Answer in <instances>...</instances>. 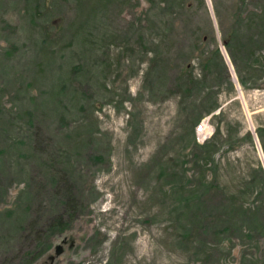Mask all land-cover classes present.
I'll list each match as a JSON object with an SVG mask.
<instances>
[{
    "label": "rangeland",
    "instance_id": "374dc122",
    "mask_svg": "<svg viewBox=\"0 0 264 264\" xmlns=\"http://www.w3.org/2000/svg\"><path fill=\"white\" fill-rule=\"evenodd\" d=\"M258 130L264 0H0V264H264Z\"/></svg>",
    "mask_w": 264,
    "mask_h": 264
},
{
    "label": "trees",
    "instance_id": "16d2710c",
    "mask_svg": "<svg viewBox=\"0 0 264 264\" xmlns=\"http://www.w3.org/2000/svg\"><path fill=\"white\" fill-rule=\"evenodd\" d=\"M241 85H244L242 82H240ZM264 131H260L258 130L257 131V136H258V140H259V143H260V147L263 151V154H264V139L262 138L263 136L261 135V133H263ZM261 181H262V184L264 185V178L263 176H261ZM50 227H57V229L61 230L63 228V220L61 219V217H57L56 219H54L50 225Z\"/></svg>",
    "mask_w": 264,
    "mask_h": 264
},
{
    "label": "built area",
    "instance_id": "2783aa9c",
    "mask_svg": "<svg viewBox=\"0 0 264 264\" xmlns=\"http://www.w3.org/2000/svg\"><path fill=\"white\" fill-rule=\"evenodd\" d=\"M207 127V123L201 121L196 127H195V135L196 136H200L203 135L205 133Z\"/></svg>",
    "mask_w": 264,
    "mask_h": 264
}]
</instances>
